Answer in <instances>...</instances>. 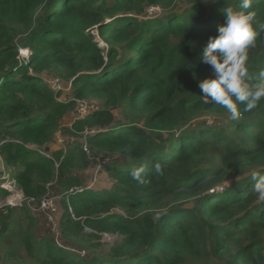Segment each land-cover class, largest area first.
<instances>
[{
    "label": "trees",
    "instance_id": "obj_1",
    "mask_svg": "<svg viewBox=\"0 0 264 264\" xmlns=\"http://www.w3.org/2000/svg\"><path fill=\"white\" fill-rule=\"evenodd\" d=\"M177 1L0 0V174L10 170L36 201L59 183L60 195L50 196H60L62 237L72 246L23 227L12 236L27 246L29 258L20 261L264 264V202L251 190L252 175L264 174V100L252 111L239 105L240 118L231 120L222 106L204 103L199 87L213 77L202 57L225 22L222 10L240 0H187L181 9ZM151 8L163 12L150 15ZM247 11L255 13L247 66L256 84L264 71V0ZM54 79L71 84L70 99L61 100ZM91 99L102 107L72 127L97 132L86 140L89 153L82 144L49 155L65 116ZM101 156L118 158L104 168L112 189H83L74 162L84 168ZM139 167L146 184L131 176ZM110 234L115 242L98 253Z\"/></svg>",
    "mask_w": 264,
    "mask_h": 264
},
{
    "label": "clouds",
    "instance_id": "obj_2",
    "mask_svg": "<svg viewBox=\"0 0 264 264\" xmlns=\"http://www.w3.org/2000/svg\"><path fill=\"white\" fill-rule=\"evenodd\" d=\"M253 6V0H240L239 8L225 7L222 12L225 22L218 28V35L210 37L204 50L202 63L211 67L213 77L199 83L205 104L214 103L227 110L231 120L240 118L239 105L244 111H252L264 100V71L259 73L260 83H249L248 50L254 46L256 31L254 30L255 13L247 11ZM264 28V25L260 26ZM157 174H162L160 163L154 166ZM145 168L133 169L131 176L140 184L145 179ZM255 182L252 191L259 202H264V174L252 175Z\"/></svg>",
    "mask_w": 264,
    "mask_h": 264
},
{
    "label": "rangeland",
    "instance_id": "obj_3",
    "mask_svg": "<svg viewBox=\"0 0 264 264\" xmlns=\"http://www.w3.org/2000/svg\"><path fill=\"white\" fill-rule=\"evenodd\" d=\"M178 9L185 8L187 6H191V4L187 0H178L176 3ZM155 11H148L150 15H154L155 12L157 14H161L163 9L155 8ZM22 53L23 56L26 57L30 55L29 49H23ZM44 77L46 78L47 83L51 80V78L44 74ZM51 84V82H50ZM62 86V85H61ZM72 97V91H71V84L70 86L63 83V90H62V97L61 100L65 101ZM80 101V100H78ZM79 103H85L88 110L89 109H96L99 107H102V104L98 100H85L81 101ZM89 114V111L87 115ZM78 117V107L76 105L75 110L71 114H67L62 122L64 132L59 131L56 136L55 140L56 142L51 145V152L49 155H51L54 151H59L66 148L70 150L73 147H80L83 144L85 147V139H83V136L79 133L72 132L73 131V125L74 123L79 120ZM118 119L122 120V117L120 114H118ZM85 150V148H84ZM118 158L109 159V157L101 156L98 159L94 160L93 157L87 158V166L84 168H77V166L82 167L83 161L78 160L74 162V168H73V175L80 178L83 182V189L88 190H94V191H104V190H110L112 189L114 185V181L110 178L108 173L104 170L105 164L112 163L113 161L117 160ZM110 161V162H109ZM5 171H3L4 173ZM9 173V171H6ZM1 175V174H0ZM9 175V174H7ZM12 175V174H11ZM10 176V175H9ZM15 178H11V180H14ZM5 183V180L2 179L0 181V199L2 197H6L1 195L3 191L7 192L3 189L2 184ZM5 185V184H4ZM60 185L59 183L53 184V186L50 187V195H60ZM8 196V195H7ZM7 210L3 211L0 210V214L4 213L7 214ZM30 213V214H29ZM9 219H1L0 220V229L3 227V222L8 224V231L5 234L0 233V264H38L36 262H25L20 261V259H28L26 255L27 246L24 242L21 243V245H15L13 242L15 239L12 237L15 233H20V229L23 227L25 230H28V234H33L39 239H43L44 237L48 235H55V239L58 241V243L61 246H66L68 248H71L72 246L66 245L65 240L62 237V229H61V222L64 215V209L61 205V199L60 203L57 204V211L53 213V219L54 223L50 222L52 221L46 213L40 210L36 211H29L25 208H17L13 210V213H10ZM29 216H32L34 218L33 224L30 222ZM50 219V221H49ZM116 236L114 235H105L104 239L101 241L103 244H106L104 246H100L98 248V253H101L104 249H108L113 242H115ZM86 257H88V253H82Z\"/></svg>",
    "mask_w": 264,
    "mask_h": 264
},
{
    "label": "built area",
    "instance_id": "obj_4",
    "mask_svg": "<svg viewBox=\"0 0 264 264\" xmlns=\"http://www.w3.org/2000/svg\"><path fill=\"white\" fill-rule=\"evenodd\" d=\"M155 10H156L155 8H151L149 11H155ZM50 85L54 90H57V91L63 90V82L60 79H54L53 81H51ZM79 102L81 101H77L79 120L85 119L90 113H92L93 111L97 109L96 108V109L88 110L85 103H79ZM88 111H89V114L87 115ZM96 133L97 132L95 130L86 128L82 134L83 139H85L84 148H85V151L88 153L89 151L86 147V140L90 135H94ZM2 179L5 180V183H4L5 185L2 184V187L4 190L7 191L8 196L2 197L0 199V210L6 211L7 208H13V209L25 208L29 210L30 212L40 210L47 214V216L52 220L50 221L49 219L50 222L54 223L53 213L57 211V204H59L60 196L53 198L48 194L46 197H44L40 201H36L35 199H29L23 195V193L18 189L16 181L11 180L9 175L7 174L0 175V181ZM82 253H85V252H80L82 256H85Z\"/></svg>",
    "mask_w": 264,
    "mask_h": 264
},
{
    "label": "crops",
    "instance_id": "obj_5",
    "mask_svg": "<svg viewBox=\"0 0 264 264\" xmlns=\"http://www.w3.org/2000/svg\"><path fill=\"white\" fill-rule=\"evenodd\" d=\"M5 170L7 171V169H5ZM9 171H10V170H9ZM3 174H9V173H3ZM9 175H10V178H12V177H11V174H9Z\"/></svg>",
    "mask_w": 264,
    "mask_h": 264
}]
</instances>
